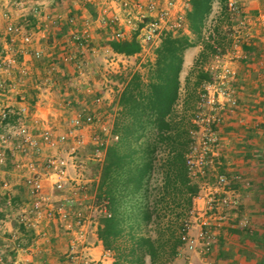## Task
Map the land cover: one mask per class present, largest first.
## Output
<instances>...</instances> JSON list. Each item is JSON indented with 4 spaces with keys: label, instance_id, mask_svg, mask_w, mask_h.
Returning <instances> with one entry per match:
<instances>
[{
    "label": "built area",
    "instance_id": "2783aa9c",
    "mask_svg": "<svg viewBox=\"0 0 264 264\" xmlns=\"http://www.w3.org/2000/svg\"><path fill=\"white\" fill-rule=\"evenodd\" d=\"M112 1L118 3L124 14L112 18L98 16V22L122 25L113 31L112 39L130 38L131 31H138L142 53L149 46L156 47L165 33L188 30L190 0ZM243 3L244 0L227 1L228 18L233 24L228 23L225 29H232L229 34L236 52L218 51L203 65L204 71L211 77L203 83L196 102L192 141L187 153L189 172L198 182L199 191L193 199L185 224L186 231L182 235L184 244L177 257L187 251L208 254L217 233L225 225H234L233 217L240 210V197L230 184L232 178L240 179L241 175L230 177L225 172H217L214 179L209 180L206 167L209 164L214 167L218 163L222 147L220 127L227 113L239 108L240 101L234 86L239 72L234 59L238 56L237 52L244 49L245 42L251 43L252 26L264 29V10L250 15L244 11ZM219 7L217 16L210 14L208 17L211 23H206L207 34L212 33L217 24L222 10ZM33 10L38 12L39 8L34 6ZM13 12L0 6V19L5 21L3 26L0 24V206L4 202L11 205L10 197L4 201L11 188V180L4 173L15 172L22 178L26 197L16 205L15 214L12 213L15 228L8 225L10 214L0 218V233H9L6 250L12 251L8 257L0 254V264H34L32 254L52 252L56 250L55 245L63 240L66 242L63 252L66 264H94L95 259L90 253L94 246L92 236L97 235L100 214L107 210L105 203L97 198L99 177L86 174L85 155L79 151L85 143L82 129L85 125H92L90 141L93 149L88 158L97 163L104 162L107 145L118 138L113 132L116 102L109 100L110 109L103 110L101 105L106 98L101 94L95 95L92 108L77 109L68 126L61 131H56L49 117L42 118L35 109L25 105L15 109L9 98L16 85L13 71L18 66L22 77L28 75V67L21 63L22 56L30 54L39 61L43 50L34 46L37 31L24 29L15 21ZM69 21L74 23L75 19L71 17ZM91 25L92 22H88V26L80 32H72L74 45L81 51L88 47L92 38ZM37 30L44 31L41 26ZM128 58L126 54L112 53L108 65L113 70H122L120 61H127ZM66 59L76 60V67L81 69L77 54L73 53ZM262 63L264 68V61ZM87 91L92 93V88L87 87ZM46 147L63 150L47 153ZM9 161L13 170L8 168ZM193 226L198 229L195 234L191 233ZM111 257L114 253L110 249L102 255V259Z\"/></svg>",
    "mask_w": 264,
    "mask_h": 264
},
{
    "label": "trees",
    "instance_id": "16d2710c",
    "mask_svg": "<svg viewBox=\"0 0 264 264\" xmlns=\"http://www.w3.org/2000/svg\"><path fill=\"white\" fill-rule=\"evenodd\" d=\"M219 1L228 18V0ZM213 2L190 0L187 31L165 33L153 59L135 70L110 74L121 85L113 126L118 138L107 145L97 198L107 210L99 216L98 236L113 251L112 264H171L184 244L185 224L199 191L187 163L194 127L190 101L195 106L198 95L187 97L180 110L177 104L186 49L202 45L187 77L188 84L195 77L196 89L211 77L203 69L205 61L221 51L222 42L232 41L221 20L215 33L205 31ZM102 42L126 55L142 50L138 31L131 38ZM244 48L258 50L254 44ZM232 231L250 235L244 227ZM256 240L264 245V237L256 235Z\"/></svg>",
    "mask_w": 264,
    "mask_h": 264
},
{
    "label": "crops",
    "instance_id": "0c3cea01",
    "mask_svg": "<svg viewBox=\"0 0 264 264\" xmlns=\"http://www.w3.org/2000/svg\"><path fill=\"white\" fill-rule=\"evenodd\" d=\"M27 1L43 4L41 8L44 14H41L38 18L32 17L33 21L36 22L35 32L37 31L34 46L43 50V57L42 61L40 60L41 63L36 64L37 60L32 55L25 54L22 56L21 63L28 67L29 74L22 77L19 67L17 66L14 69L12 76L15 78L16 85L14 92L9 95L10 102L15 105V109L25 105L31 110L35 109L42 118L48 116L55 130L61 131L68 126L70 117L77 109L92 108L91 105L96 92H104L103 87V89L94 87L92 93H89L87 87L90 85H86L84 89L76 85L77 81H83V79H80L82 77L79 75L80 70L76 67V60L72 61L66 59V57L74 53L77 54V60H82L85 51L89 48H83L81 51L76 47L72 39V32H80L88 26V22H92V25L89 26L92 34L90 41L95 43L93 38L102 41L111 39L116 27H122V25L112 22L101 24L98 22L97 17L102 15L107 18H112L115 15L121 16L124 14L122 12L124 10L112 0ZM215 3L221 6L219 0H214L213 7ZM1 4H5V1L0 0V6H2ZM243 5L244 11L250 15H256L264 10V0H244ZM71 17L75 19L74 23L69 21ZM220 17H223L222 10ZM15 21L18 22L16 18ZM228 23H232L229 18L228 22L223 24V28H226ZM0 24L1 26L5 24L4 19H0ZM38 26H41L44 31L38 32ZM254 28L255 26H252V30ZM227 31L230 32L232 29L228 28ZM258 32L263 34L264 29H255L251 37L253 41L251 44L256 45L258 50L251 55L248 54L243 59L237 77L236 89L240 101L239 108L233 113H227L225 122L220 127L221 155L216 164L217 167H214L215 171H212L208 176L209 180H213L217 172H225L230 177L236 174L241 175L240 179L232 178L230 184L242 199L240 210L237 216L233 217V220H235L234 225H225L217 233L212 250L208 254L202 255L199 251H187L183 256L177 257L173 264H179L177 262H183V264H264V245L262 247L258 246L256 240V235L264 237V68L262 65V61H264V35L261 36L257 34ZM134 33L135 31H131L129 37H132ZM102 41L99 43V47H105L112 53L116 52L109 44H103ZM245 45L250 44L245 42ZM88 46H90V43H88ZM243 50L246 51L245 48ZM199 51V45L186 49L183 69L184 65L187 64L188 67H191L195 63ZM119 54L123 55V53ZM141 55L142 52H138L128 56L139 58ZM54 64L56 65L52 68ZM109 87L106 94H101L106 98L104 105H101L103 110L110 109L109 100L113 99L117 102L118 99V90L114 91V87ZM24 96L25 99H23ZM86 96L89 97V102H83ZM35 100L36 103L34 104ZM63 108L71 109V115L67 117L66 112L62 111ZM82 132L85 143L79 153L86 155L84 153L85 148L88 145L93 146L90 141L93 132L92 125H85ZM45 150L47 153L58 152L57 148L50 149L46 147ZM104 153L106 157V150ZM103 163L96 162L97 171L91 177H100ZM73 172L72 170L71 173ZM13 174L12 176L10 174L4 175L11 180L10 194L5 195L4 201L8 199L7 197H10L11 205L4 202V207L0 206V218L10 214L11 219L8 225L15 228L13 214H15L16 205L26 197V187L22 178L15 172ZM242 221L248 222V225H243ZM243 227L250 230V235L246 232L232 231V229H242ZM197 230V227L193 226L191 233L195 234ZM8 235L9 233H0V254L6 257L12 252L6 250ZM92 240L94 246L91 248L90 253L95 259L94 264H112L114 257L102 259V255L107 249H105L102 240L99 238L98 232L97 235L92 236ZM55 246L56 250L52 252L30 254L34 256L32 263L66 264L63 253L66 248L65 240ZM250 253H253V257L256 259L244 256Z\"/></svg>",
    "mask_w": 264,
    "mask_h": 264
},
{
    "label": "rangeland",
    "instance_id": "374dc122",
    "mask_svg": "<svg viewBox=\"0 0 264 264\" xmlns=\"http://www.w3.org/2000/svg\"><path fill=\"white\" fill-rule=\"evenodd\" d=\"M4 1H5V4H1L2 5L1 7L8 8V9L14 11L13 12L14 13V17L18 20V22L20 24L23 25L24 29L35 31L36 22L33 21L32 17H37L38 18V16L40 17L41 14L42 15L44 14L42 12L41 6L43 4L41 2H34V1H27V0H4ZM34 6H37L39 8L38 12H34V10H33ZM219 8H220L219 4L215 3L214 7L212 8L211 14L217 16L216 10L217 9L220 10ZM220 20L223 21V24H225V22H228V18H226V17H220L218 19V21H220ZM207 21H208V19H207ZM210 23L211 22L209 20L207 24L210 25ZM211 27H213V26H211ZM255 29L261 30L262 28L255 26V28H254V30H252V32L255 31ZM213 32L215 33L214 29H213ZM226 32H229V31L226 30ZM221 34L222 33H220L219 36ZM257 34H259L261 36L264 35V33L260 34V32H258ZM229 36L232 37L231 35H229ZM94 39H95V43L93 41H89V43H90V46H88L89 49L85 51V56L81 60V69H80V74L79 75L82 76L80 79H83V81L82 82L77 81V83H76V85H78L81 89H84V87L86 85H90V87L92 86L91 87L92 91H93L94 87H99V89H101L103 87L104 88V92H102V93L106 94L107 93V89L110 88L109 86H112V88L114 87V91L118 90V93H119L120 89H121V85L119 83H117L115 80H113L110 77V74L117 73V72H122L123 69H124L125 72L126 71H130V70L131 71L135 70L137 66L138 67L141 66L142 62H146V60L149 59V58H151V59L154 58V52H153L154 47H150L149 46L148 50L146 52L142 53L141 57L136 58V57L132 56V57H129L127 61H123V62L120 61V64L122 66V70L120 69V70L116 71V70H113L108 65V60L112 57V52L107 50V49H105V47H99V43L102 41L101 39L100 40L99 39L96 40V38H93V40ZM230 39H232V41L227 39L226 41L222 42V46L220 47L221 51L231 50L233 53L236 52V49H235V47L233 45V38H230ZM251 43H253V41H251ZM199 48H200V51H201V49H202V45L201 44H199ZM252 53H255V52H249V51L248 52H246V51L244 52L243 49H242L241 52L240 51L237 52L238 56L234 59V64L237 66L238 72L240 71V66L242 64L243 59L245 57H247L248 54L251 55ZM41 61L40 60L36 61L37 62L36 64H38V63L40 64ZM193 65L191 67H188L187 64H186V65H184V69H182V71H181L182 85H181V89H180L179 102L177 104V108L179 110L182 107L183 102H184V100L187 97L190 96L191 97L190 99H193V98L196 97V95H198V98H199V95H200V93L202 92V89H203V85L197 87L196 89L193 88L192 84H193V81H194V78H195L194 76L191 77L190 84L187 83V77H188V74H189L190 70L192 69ZM262 65H263V63H262ZM245 71H246V68H245ZM245 71H244V73H245ZM236 82H237V80L234 82V86H236ZM102 93L97 91L96 95L102 94ZM198 98H197V100H198ZM193 100L190 101V109H189V113L191 115V122H192V117L194 115V110H195V106H196V104L194 106ZM86 101L87 102L90 101L89 97L87 98V96L85 97V99H83V102H86ZM87 106H89V104H87ZM62 111L66 112L67 117L71 115V109L65 108ZM52 117H54V116H52ZM59 119H60V116H59ZM192 124H193V122H192ZM62 127H58V128H62ZM58 149L59 150H63L60 147ZM92 149H93V146L88 145L85 148V152H84V153H86V155L84 157V164H85L86 174L89 175V176H93L95 174V171H97L96 161L88 158V155L90 154ZM79 152H81V150ZM12 165H13L12 162L9 161L8 162V168H10V170H13V166ZM214 167H217V165H215ZM214 167L212 165H210V164L207 165V167H206L207 168V177L209 176V174L212 171H215ZM13 173H10V176L14 175ZM5 174L7 175L9 173H4V175ZM242 198H243V196H242ZM240 200H242V199H240ZM241 203H242V201H241ZM247 225H248V222H246V226ZM244 256L247 257V258L256 259L255 257H253L254 256L253 253L246 254ZM173 263L174 262H172L171 264H173ZM177 263L183 264V262H177ZM215 264H219V263H215Z\"/></svg>",
    "mask_w": 264,
    "mask_h": 264
}]
</instances>
